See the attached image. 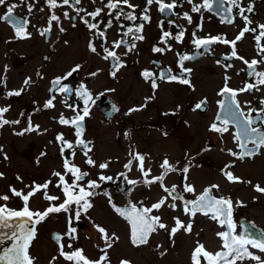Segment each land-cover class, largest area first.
Wrapping results in <instances>:
<instances>
[{"label":"flooded vegetation","instance_id":"af4514ba","mask_svg":"<svg viewBox=\"0 0 264 264\" xmlns=\"http://www.w3.org/2000/svg\"><path fill=\"white\" fill-rule=\"evenodd\" d=\"M73 0H70V3H72ZM131 4L135 6V12L134 15L137 16V20L135 22L127 20L124 18L123 15H121L119 20L115 19V16L118 13L117 11H113L108 9L105 5L108 3V0H103V3L101 0H81V3L79 5H76L73 3V6L70 8L68 6H62V7H56V8H50L48 6L47 0H24V3H21V0H7V4L4 6H0V17H3L6 14V9L11 4H16L17 7L14 9V16L17 18H21L22 21H26L25 28L27 33L30 34V38L27 39H19L15 35V29L12 26L10 22H5L3 20H0V27L4 31L7 30L10 33V36L2 38L0 42H4L5 45L8 46L7 43L9 42H26L28 40H37L40 41V46L38 48V55L43 54V43L48 48V53L46 55H42V61L45 64H48L50 59H52V56L56 54V52L59 50V42L60 37L67 35V33L70 30H75V28H80L83 33H86V50L91 55L99 57L100 60H102V63L104 64L103 71L100 72V77H97V83L98 85L102 86L101 90L96 91L93 90V87L91 86L92 81L91 77L84 76L85 71L82 70L83 62H75L73 63L64 73L61 75H55L51 77H47V74L43 72L44 64L43 62L38 64L36 68H34L33 74L29 73L28 70H23L19 73V75L22 78L21 85L19 89H16L17 91H20L23 89L21 95L24 92L30 91L32 86H39V83L43 82L44 78L48 81V88L46 90V101L44 104H42V108L48 110L49 112H54L53 115L49 116V119H51L50 127L52 128V139H50V143L56 144V150L55 153L61 154V167L59 169V172L62 175H65V179L68 181V183L73 182V176L70 173H66V170L63 167L64 160L68 159L72 164L76 165L81 172H87L88 175L84 177V179L79 183L80 186H86L88 182L95 181L99 185L106 184L110 185V188L108 190H104L101 192L102 195V202L107 206L108 211L112 215L114 219H111L113 224L118 225L119 227L126 229V235H127V241L129 245L135 247V248H142L146 247L157 234L161 231L160 229L157 230L156 233L151 234L149 237L148 243L144 245H140L139 247L134 246L131 242V232H130V225L127 220H125L121 215H119L116 211L113 205L116 207H119L121 209L127 208L130 204H135L137 207H145V208H151L152 205L159 202L162 198H166V203L164 206H162L159 210H153L151 212L152 216H160L161 222L169 225V221L166 223L163 221V217L169 216L171 214L172 219L175 220V218H178L181 222H183L185 225H187L189 222L192 223V232L198 234V238L195 241L194 246L191 248V257L193 250L197 246V244H203L205 249L209 252L215 253L217 251L221 250L222 241L217 236L218 232L226 231V228H222L219 226V224L210 219L208 216H204L203 214L197 213V215L194 218H190L189 216L184 214L183 211V203L182 201L178 199H174L173 196H169L167 192L163 190V187L161 184L154 183L151 185H146L143 183V180L145 179L141 172L138 170L139 162H137V168H136V174L134 176V173L132 170L134 169V162H131V170L129 168L125 167L129 162H122V165L116 164V169L121 166V169L116 171L115 174L110 172H105L103 170L109 169V166L106 169L100 168V165H97L94 163V165H89L86 163L88 158H91L93 160V157L91 156V151L93 150L95 144H93V139L88 138V128L90 120L97 117V113L95 111L100 112V121H103L106 126L113 125L115 119L120 115V113L125 110L122 114L125 115L128 119L137 117L138 114L142 113L143 115H147L149 112V105H151L153 102H157L156 104H159L160 109L158 108V115L161 118H164L163 120L165 122H156L151 117H154L155 114H151L148 116V120L146 121L147 124H145V127L152 129L153 131H157L160 133L163 137H169L168 131L170 130V126L172 125L174 116L177 118L182 112L183 109L188 108L190 112L195 113L196 118H200L199 121L203 120L202 115L207 114L208 117L210 115L211 121H209L207 125V129L210 130V127L213 123H216L217 126H222L220 123V120L224 119H231L228 116L227 110L221 111L220 109V103L223 101L225 103L228 102L227 94L225 96H221L220 93L223 90L225 86L229 87L230 89L237 90V96L236 101L239 103L241 110H243L245 113H247L250 109H256V112L253 113V118L256 120V124L254 127L260 128L261 132L264 133V105L261 104V101H264V86H260L259 90L252 89L250 91H239L243 89L248 83H256V77L253 75V70L249 69L247 65L244 63V61H262L261 63L257 64L255 66V70L258 72H264V52L260 51V48L257 46L256 41L254 39V33L248 32L244 34V37L236 42L235 45V51L237 53L238 57H242L243 60L237 59L235 57H232V47L230 44H224V43H214L208 46L201 47L197 49L196 45L194 44V39H207L209 37H220L221 39H227L228 41L236 40V37L239 35L240 31L245 27V23L243 19L239 16L238 9L233 7L231 16L225 14L221 10V5L219 4V0H211L213 4V8L211 11L201 8L200 12H193L192 6L195 5H202L204 0H192V4L188 3V0H176L177 7L173 9L171 12L165 11L164 13H161L158 11L157 4L153 3L152 5L148 6L146 4V0H129ZM165 3H172V0H164ZM58 4H62V0H57ZM31 5L32 11H28V7ZM249 5L252 6L251 12H245L244 14L252 21V24L249 26L251 28H257V33L259 32L258 25L264 24V18L262 20L257 19V14L259 11V8L262 7L264 10V0H242L240 7H243L247 9ZM231 5L227 2L223 5L224 8L230 7ZM123 7V11L125 13L132 12V9L128 8L127 6L121 5ZM101 8V14L93 19L91 16L88 15V13L95 12L96 9ZM147 8V12L145 13V9ZM77 10L79 11V16L76 15ZM109 12L112 14L109 15ZM65 13H67V17L65 16ZM187 13L192 17V22L188 23L186 19H184V14ZM55 14L59 17V22L51 21V16ZM144 14H147L150 17V21H144L140 19V17ZM229 19H231V23L227 22ZM84 20H87L89 23L97 24L98 29H89V27L83 22ZM110 22V24H109ZM70 24V25H69ZM139 25H143L142 35L144 37L143 40H136L135 41V48L132 51H128L127 47L130 45L133 41L131 39V35L124 36L123 33L127 31V28L132 27L135 28ZM51 29L50 33H46L45 35H41V31H44L46 29ZM63 28L64 31L60 32L59 29ZM183 29L184 30V36L181 41H177L175 37L178 35L179 31ZM102 31L104 32V37L101 38L98 36V32ZM170 32L172 35L167 38L166 43H162V34L163 32ZM193 33H195V36H193ZM125 40L127 41V44H122L120 48H114L113 43L117 41ZM92 43L97 51L96 53H93L89 49V44ZM260 44L264 46V39L261 40ZM155 47L164 48L165 51L162 53L154 52ZM104 48H108L109 50H113L117 53V55L120 58V63H122L124 66L119 68V71H116L115 76H113L111 73L114 71L113 65L116 63L111 58L106 60L104 59ZM244 50L249 51L248 54L244 52ZM18 53V52H17ZM24 55V54H23ZM21 55L22 57H24ZM188 55L193 57L190 60H186L183 63L184 69H191V72L182 71L179 59L181 56ZM203 60H211L213 63V68L211 70V73L214 75H218V78L220 79V85L211 92V95H203L201 93V89L199 88V79L197 76L194 75L196 71V65L201 63ZM26 61V60H25ZM75 61V60H74ZM73 60L71 62H74ZM229 65H231L229 67ZM79 66V70L76 72H73L71 77H68L67 79L62 80V84L64 86L70 87L73 89V92L71 94L67 93H61L59 91V86L55 85L53 82L57 78H63L66 76L67 73L72 71V69ZM31 67L30 65L27 66V68ZM135 68V71L133 72V76L138 81H142V83L148 87V94L143 96V101L139 103V99H133V102L131 105L124 108V104H127V102H122L123 98L117 100L115 98V95L118 93L120 89V84L123 82L125 77V70H129ZM148 70L154 74V78L156 80V84L158 85L157 88L153 89L151 87V81H146L143 77L142 73ZM39 73V75H38ZM161 73L165 74V80L159 79V76ZM97 74V73H95ZM23 75V76H22ZM176 76L178 79L177 81H170L167 79L169 76ZM34 78V80H33ZM90 78V79H89ZM227 78V79H226ZM26 79H30L31 83L28 86H25L24 81ZM179 79H189L190 85H185L179 83ZM0 80L3 82L0 83V108L2 107H8L9 111L5 113L4 118L9 115V112L11 111V99L6 94L9 92L7 91V82L9 81V78L7 79V76L4 72V70L1 73ZM34 83V84H32ZM83 85L87 88V90L91 93V100L89 101L88 107H89V115L84 118V120L81 122L82 126V133L80 137H77L76 131L77 129L69 125L61 124L59 121L61 117L71 120L76 115L77 112L80 115H83V108L85 107L83 99H81L79 96L76 95V90ZM172 88L179 89L184 91V94H182L183 97H181L180 101H176L175 105L180 107L177 110H172L169 108V104L166 103V101L169 100V95H171ZM131 86L127 87V90L131 92L132 90ZM135 92L139 91V85L136 86ZM161 89L164 91V98H158L159 92ZM166 89V92H165ZM186 90L189 92V94H195L197 98L188 97L186 95ZM25 93V94H26ZM33 98V97H32ZM36 98V97H35ZM34 98V99H35ZM125 98V97H124ZM52 100L53 107L52 108H46L45 104L48 100ZM33 100V99H32ZM5 101V102H4ZM198 103H202V107L200 109H196L195 105ZM57 105L61 106V109L55 108ZM70 106V107H69ZM75 109L76 111H73ZM132 109H138L137 111H132ZM152 111L155 109V104H152L151 106ZM11 113V112H10ZM95 116V117H94ZM217 117H220V120H217ZM151 118V119H150ZM8 119V118H7ZM120 120V118H118ZM11 121V120H10ZM20 122L16 124V131L17 133L23 132L28 126L29 121L24 122L21 118L19 120ZM24 123V124H22ZM9 124L8 128L10 129ZM187 125V124H186ZM188 126V125H187ZM7 126L5 125L3 128H0V130H4ZM197 127V126H196ZM195 127V128H196ZM40 128V125L38 126ZM198 132V129H196ZM211 131V130H210ZM237 132V125L235 122H230L228 124V131L221 135L220 133H216L211 131L210 134L216 135L217 137L221 138L223 140L222 148L226 149V154L231 158L230 161L226 162L222 165L220 168V173L218 174L219 177H222L223 180L226 182L224 184H220L219 182H213L212 184H207L205 186H200L199 184H195L193 181L188 182V179L186 178L185 174L183 173L182 169L184 167H188L189 171L186 174L191 172V170L195 167L188 164L187 161L180 166L173 165L176 167L177 171L174 173L176 174V178L174 179V182H171V179L169 178L170 175L173 172H169L165 175L163 186L171 189L174 185L176 186V193L180 194L184 197L185 200H194L198 195H200L206 188L211 187L212 185H219L220 187H234L237 183H229L225 176L223 175V171L227 165L231 164L233 167L227 168L228 171H231L234 173L235 176L241 178V175L237 174L236 169V162L243 163L246 162L251 164V162H254L257 157L263 156L264 148H261L259 150V153L251 156V157H245L243 160L237 159L229 154L230 151H234L237 153L241 152V149L239 148L237 142L234 140V135ZM25 133V132H24ZM27 133V132H26ZM119 135V132L117 133ZM62 135L64 137V141H67L73 145V148L69 149L67 148L63 142L59 141L57 139L58 136ZM201 137V136H200ZM226 138L229 140V145L226 146V142L224 141ZM79 139H83V141L88 145V148L91 149V151H88L87 156L84 155V152L87 150L82 145H78L77 141ZM171 141V140H169ZM203 150H211L215 147V144L212 143V141H204L203 142ZM168 145L170 146V143L168 142ZM249 148H252L253 146L251 144L248 145ZM63 148V153H62ZM131 149V148H130ZM75 152V155L73 156L72 153ZM133 152V149H132ZM203 152V151H202ZM135 153V152H133ZM145 157V154L141 153ZM134 158V157H133ZM146 160V158H145ZM144 160V168L145 170H150V175L147 177V179L151 180L155 177H159L162 174H164V170L161 168V164H158L159 173H156V168H153L150 166L149 163H147ZM237 160V161H236ZM264 160V158H263ZM94 161V160H93ZM35 162H39V159L36 158ZM199 167L197 169L199 172H202V166L198 164ZM99 169L98 172H96V169ZM94 169V172L92 171ZM100 176L105 177H111L110 180H100ZM116 177V178H114ZM172 179V180H173ZM138 181L136 184H130L128 181ZM21 181V178H20ZM49 181V180H47ZM38 182L32 181L34 185H43L45 182ZM246 181H250L251 183H242L243 187L248 189L251 188V190L256 194L258 197H264V194L259 193L255 191V186L259 185L260 187L264 188V185H262L260 182L252 183L250 179H247ZM32 182L24 184V188L27 189L28 185H32ZM52 183L49 184L51 187H56V184L59 183L58 177H56L55 180L51 181ZM185 184L192 185L195 188V193H187L183 191V187ZM50 188L47 189V194L51 196H58L59 199L49 202L45 199H43V192H38L40 196H42V200L44 203H46V210L50 204L53 205H59L63 203L65 197L63 195V192L61 188L58 189L57 193H50L48 191ZM57 189V188H56ZM28 190V189H27ZM97 189H95L96 191ZM219 190L213 189L212 194L216 197H227L230 198L233 201V220L237 224V234L245 235L244 229L248 228L250 229V232L248 233L251 235L253 239L258 240H264V224L259 223L257 220L251 218L249 214L247 216H240L237 209L241 207H245V203L240 201V204H235L234 198L232 195L229 194H221L219 193ZM106 191L108 193H106ZM247 192V191H246ZM100 196V195H99ZM153 199L150 201L151 197ZM231 196V197H230ZM109 197L111 199H109ZM93 205L92 207H95L93 204L92 197L88 198ZM255 199H251V202ZM175 203L176 209L173 210L168 205ZM44 205V204H43ZM42 205V206H43ZM252 204H247L249 207ZM42 206H39L36 208V210L30 208L32 211H40L43 212ZM75 205H72V211L69 213L60 212V213H53L49 214V216L40 224L36 225V240L39 238V227L46 223L51 218H60L59 216H62L64 218V230L59 229H53L50 232V242L54 245L56 248V254H54L51 257L52 261L60 260L65 264H69L72 262L64 260L63 257L60 256V244L64 245V251L65 252H72L74 251L71 249L72 247H76L77 249H82L83 254L91 261H97L100 259V257L103 255V253L98 252L96 257H92L91 255H88L87 250L83 246H79L75 244V242L72 241V239H69L67 237L66 232L69 228V217L74 216V210ZM92 207L88 209L86 213L82 211L80 219L75 220L73 219L71 222V227L76 229L75 236L79 237V232L84 230V224L87 221V218L89 215L90 210H92ZM22 209V208H21ZM18 209V210H21ZM165 214V216L162 217V215ZM190 218V219H187ZM168 219V218H166ZM202 223L205 221L211 225V233H213L215 241L212 244H208L203 239L204 228L199 225V227H196V230L194 229L196 224L198 225L200 222ZM108 221V220H106ZM197 221V222H196ZM110 222V221H109ZM255 226L254 228L252 226ZM104 226V225H100ZM175 226V223H174ZM169 227L171 229L172 227ZM194 231V232H193ZM170 232V231H169ZM190 233V234H191ZM182 235H189V233H186L183 229L178 231L176 235L180 236ZM55 235H60L63 237V239L60 242H57L54 237ZM168 238H170L174 245L175 242L173 240V237H170L168 233ZM99 237L101 239V234L99 233ZM33 239L31 241L30 248L32 244L34 243ZM121 238L119 237V241ZM101 241H103L101 239ZM118 243V241L116 242ZM71 244V248L68 247V245ZM218 245V247H216ZM29 248V249H30ZM257 255H261L262 259H264V254L259 253L255 249H250ZM107 252H111L107 250ZM121 261H127L129 264H136L133 260L130 259H117L114 262H111L110 264H121ZM192 261V259H191ZM202 264H206V262L203 261V257H201ZM253 261L245 260L243 264H247ZM192 264V263H191ZM239 264V262H237ZM255 264V262L251 263Z\"/></svg>","mask_w":264,"mask_h":264},{"label":"rangeland","instance_id":"374dc122","mask_svg":"<svg viewBox=\"0 0 264 264\" xmlns=\"http://www.w3.org/2000/svg\"><path fill=\"white\" fill-rule=\"evenodd\" d=\"M256 17L259 20L264 18V10L262 7L259 8ZM3 36L6 38L10 36V33L5 30V28L3 31L0 27V41ZM86 36V33H83L80 28L70 30L67 35L61 36L58 45L60 48L56 54L52 56V59H50L52 61L48 64L42 61V55H46L49 52L44 43L43 54L40 56L38 55L37 47L41 45L39 39L28 40L23 43L9 42L7 43L8 46L5 45L4 42H0V77L4 70L7 79L9 78L7 86H5L7 91L13 92L20 88L22 78L19 73L21 71L27 69L29 73L33 74L34 68L42 62L44 64L43 72L47 74V77L61 75L73 63L83 62L82 70L85 71V74L82 77L90 76L92 81H95L91 84L93 90H101L103 87L98 85L99 83L97 82L100 80L97 81V77H100V72L103 71L104 64L99 57L93 54L90 55L87 52ZM244 52L246 54L249 53L247 50H244ZM72 60L75 61L71 62ZM29 65L31 67L27 68ZM195 65L196 71L194 75L199 79L201 93L210 96L211 92L221 83L218 75L211 73L213 63L211 60H203L198 65ZM134 71L135 68L124 71V80L119 86L120 89L118 93L115 95L117 100L123 98L121 101L127 102V104H124V108L131 105L133 99L136 98H138L139 103H141L143 101V96L148 94V87L145 86L142 81L136 80L133 76ZM93 73L97 74L92 75ZM137 85H139V91L135 92ZM48 86V81L44 78L43 82L39 83V86L35 85L29 87L31 89L27 93L24 92L22 95L10 97L11 113L9 112L6 119L8 118L7 120L14 121L20 120L21 118L24 122L30 121L33 127H38L40 125L38 131L25 132L22 136L16 135V124L10 125V129L8 128L9 125H6L7 127L4 130H0V147L3 149V152H0V173L3 174V178H0V196L8 195L10 197L8 201L0 200V205H7L8 208L13 210L23 208V202L19 197L12 196V193L9 191L10 187H14L16 190L27 194L30 187L34 186L32 181H37L38 183L47 180H55L56 177L53 176V173L59 171L61 167V154L55 153L56 144H54L53 141L50 143L53 130L50 127L51 119H49V116L53 115L54 112H49L42 108V104L46 101V90ZM128 86H131V92L127 90ZM182 94H184V91L172 88L169 100L166 101L170 109L177 110L180 108L175 104L183 97ZM185 96H187V98H197L195 94H189L187 90ZM164 97L167 96H164V91L161 89L158 98ZM175 101L176 103H174ZM157 102L152 103L155 104V109L153 111L151 109L152 104L149 105V112L147 115L140 113L137 117L131 119H128L122 114L125 112V110H123L113 122L114 124L109 126H106L103 121H100V112L95 111L97 117L94 116L95 118L90 120L87 135L88 138L93 139V144H95L91 151L94 163L97 165L107 164L109 169L103 171L115 174L116 171L121 169V166L116 169V164L120 163V165H122V162L133 161L134 169L132 172L135 176L137 168L136 163L138 161L133 157L135 154L141 155V153H144L146 158L145 161L153 168L158 167V164L162 163L165 159H167L170 164L177 166L187 161L188 164L195 167L188 176L186 175L188 182L193 181L200 186L212 184L213 182L224 184L226 181L223 180L222 177H219L218 174L220 173L222 165L230 161L231 158L226 154V149L222 148L223 140L216 135L210 134L211 131L207 129V125L212 119L210 115L209 117L207 114L202 115L203 120L199 121L200 118L195 117L197 114L195 115L194 112H190L188 108L183 109L181 114L177 116L179 118L176 119L175 116L172 118L175 120H173L170 130L167 133L169 137L165 138L157 131L145 127L148 116L151 114H155L154 117L151 118L156 122H165L163 120L164 118L158 115V108L160 109V106L156 104ZM57 108L61 109V106L57 105L55 110ZM118 118H120V120H118ZM196 129H198V132ZM118 132L119 135L117 134ZM204 141H212L215 147L211 150H203ZM224 141L226 142V146H228V138ZM132 149L135 153L132 152ZM5 155L8 157L7 160L4 159ZM36 158L39 159V162H35ZM263 158L264 153L263 156L257 157L251 164L247 163V161L243 163L236 162V173L241 175L243 181L250 179L252 183L260 182L264 185ZM198 164L202 166L201 173L197 169V167H199ZM159 169V167L156 169L157 174H160L158 172ZM92 171L94 172V169ZM95 171L98 172L99 169L97 168ZM17 177L21 178V181L20 179L18 180ZM169 178L171 182H174L173 178H176V174L173 172ZM31 182L32 185H28V190L25 189L24 184H30ZM49 188L48 191H50L51 194L57 193L59 189L58 187L52 186H49ZM109 188V184H103L102 187L100 185L95 191L97 194L92 196L95 207H92V210L89 212L90 216H88L83 226L84 230L79 232L78 238L72 240L75 244L83 246L87 250L88 255L96 257L97 254H99L98 252H100L102 248H105L106 245L104 241H101L99 232L95 226L104 225L101 227L106 229L110 237H118V239H113L112 247L107 249L111 252H107L108 261L106 264H110L117 259L125 258L133 260L136 264L192 263L191 248L194 246L198 234H180V236L175 234L173 237L175 242L174 245L173 241L167 236L170 231L169 227L174 226L175 223L171 214H169L168 217L165 216L166 213L162 215V217L165 216L163 217V221L166 223L169 221L168 228L161 230L146 247L135 248L129 245L126 229L111 223L113 222L111 219L114 218L108 211L107 206L101 201V194H103L101 190L104 191ZM106 193L108 192L106 191ZM219 193H230L234 198L235 204L240 201L245 203V207L237 209L240 216H247V214H249L251 218L264 224V197L256 196L251 188L246 189L243 187L242 183H237L234 187L227 186L224 188L221 186ZM150 197L151 201L153 197ZM251 199H255L252 200L255 202H251ZM45 204L46 203L42 200V196H40L38 192L29 201V207L34 210L42 205V209L44 210L46 208ZM247 204L252 205L248 207ZM59 217V219L51 218L39 227V238L37 240L35 238L34 243L29 249V254L33 257L34 264H65L60 260H56L55 262L51 260V257L56 254V248L50 242V232L53 229L64 230V218L62 216ZM202 221L203 220H201L198 225L196 224L194 229L196 230V227L198 228L199 225L202 226L205 233L203 235L205 244L207 242L210 245L216 240L214 239L213 233H211V225L205 221L202 223ZM119 237L121 238L120 241ZM117 241L118 243H116ZM216 247H218V245ZM71 249L76 250L77 248L72 247ZM251 263L253 262H247V264Z\"/></svg>","mask_w":264,"mask_h":264},{"label":"snow or ice","instance_id":"6c2138e0","mask_svg":"<svg viewBox=\"0 0 264 264\" xmlns=\"http://www.w3.org/2000/svg\"><path fill=\"white\" fill-rule=\"evenodd\" d=\"M48 6L50 8L68 6L72 7L73 3L79 5L81 0H73L70 3V0H62V4H58L57 0H47ZM95 2V0H93ZM103 3V0H101ZM226 0H219V4L221 5V10L225 12L226 15L229 17L231 16L233 7L238 9L239 16L243 19L245 23V27L240 31L239 35L236 37V40L228 41L227 39H221L220 37H209L207 39H194V44L196 45L197 49L208 46L214 43H224L230 44L232 47V57L237 59L243 60L242 57H238L235 51L236 42L241 40L244 37L245 33L252 32L254 33V39L256 41L257 46L260 48L261 52H264V46L260 44L261 40L264 39V24L258 25L259 32L257 33V28L249 27L252 24V21L244 14L246 11L251 12L252 6L249 5L247 9L240 7L242 0H227V2L231 5L230 7L224 8L223 5L225 4ZM21 3H24V0H21ZM153 3L157 4L158 11L164 13L165 11L171 12L173 9L177 7L176 0H172V3H165L164 0H146V4L148 6L152 5ZM188 3L192 4V0H188ZM7 4V0H0V6H4ZM121 5L127 6L128 8L132 9V12L125 13L123 11V7ZM108 9L117 11L118 13L115 16L116 20H119L121 15L124 16L125 19L135 22L137 20V16L134 15L135 6L129 2V0H108V3L105 5ZM17 7L16 4H11L6 9V14L3 17H0V20L5 22H10L15 29V35L19 39H27L30 38V34L27 33L25 24L26 21H22L21 18H17L14 16V9ZM201 8L207 9L209 11L212 10L213 4L211 0H204L202 5H195L192 6L193 12H200ZM28 11H32L31 5L28 7ZM79 11L77 10L76 15L79 16ZM102 9L98 8L95 12L88 13L93 19L98 17L101 14ZM145 13L147 12V8L144 10ZM112 13L109 12V15ZM67 17V13H65ZM140 19L144 21H150V17L147 14H144L140 17ZM184 19L188 21V23L192 22V17L187 13L184 14ZM51 21L59 22V17L53 14L50 18ZM89 29H98L97 24L89 23L87 20L83 21ZM227 22L231 23V19ZM110 24V22H109ZM143 25H139L135 28L129 27L127 31L123 33L124 36L131 35L132 43L128 45L127 50L132 51L135 48V41L136 40H143L144 37L142 35ZM51 29H46L41 31V35H45L46 33H50ZM60 32H63L64 29L60 28ZM104 32L99 31L98 36L103 38ZM172 34L170 32H163L162 34V43L167 42V38H169ZM184 36V30L181 29L175 39L179 42L182 40ZM195 36V33H193ZM122 44H127V41L121 40L113 43L114 48H120ZM89 49L91 52L96 53V47L90 43ZM154 52L162 53L165 51L164 48L155 47ZM104 59H112L116 63L113 65L114 71L111 73L115 76L116 71H119L120 67L124 65L120 63V58L117 53L113 50H109L108 48H104ZM193 57L184 55L181 56L179 59V64L182 71L191 72V69H184L183 63L186 60H190ZM262 61L253 60L251 62L244 61L249 69L253 70V75L256 77V83H248L243 89L239 91H250L252 89L259 90L260 86H264V72H258L255 70V66ZM231 65H229L230 67ZM7 70V69H6ZM79 70V66L72 69L69 73L66 74L63 78H57L53 83L59 86V91L61 93L71 94L73 89L62 84L63 79H67L71 77L73 72ZM39 75V73H38ZM92 75H95L93 73ZM143 77L146 81H151V87L153 89L157 88L158 85L156 84V80L154 78V74L148 70H145L142 73ZM165 74L161 73L159 79L165 80ZM170 81H177V77L172 75L167 77ZM227 79V78H226ZM3 81L0 80V83ZM181 84L190 85L189 79H179L178 81ZM31 83L30 79H26L24 81L25 86H28ZM6 86V85H5ZM23 89L20 91H13L8 92L6 95L11 96H19L21 95ZM227 94L228 102H221L220 109L221 111L227 110L228 116L231 118L220 120V117H217V120H220L222 126H217L216 123H213L210 127V130L216 133H220L223 135L228 131V124L230 122H235L237 125V132L234 135V140L237 142L239 148L241 149L240 153L230 151L229 154L233 157L243 160L246 156L251 157L259 153L261 148H264V133L261 132L260 128L254 127L256 124V120L253 118V113L256 112V109H250L247 113L241 110L239 103L236 101L237 90L230 89L229 87L225 86L221 91L220 95L225 96ZM76 95L79 96L84 101L85 107L83 108V115H80L77 112V115L71 119H65L63 116L60 119V123L64 125L71 124L74 126L77 131V137L81 136L83 131L81 122L84 120L85 117L89 115V101L91 100V93L87 90L86 87L81 85L76 90ZM261 104L264 105V101H261ZM53 102L52 100H48L45 104L46 108H52ZM70 107V106H69ZM202 107V103H198L195 105L196 109H200ZM138 109H132V111H137ZM9 111L8 107L0 108V128H3L5 125L9 124H18L19 120L9 121L4 118L5 113ZM73 111H76L73 109ZM31 131H38V127H33L31 122L29 121V126L23 131L16 133V135H24V132H31ZM57 139L63 144L71 149L73 145L67 141H64V137L62 135L58 136ZM78 145H82L85 149L84 155L87 156L88 151H91L88 148V145L83 141V139H79L77 141ZM251 144L253 147L249 148L248 145ZM0 152H3L2 147H0ZM63 153V148H62ZM75 155V152L72 153ZM4 159L7 160V155L4 156ZM134 159L139 162L138 170L141 172L143 177V183L146 185H151L154 183H160L163 187V190L169 194V196H173L174 199H178L183 203V211L184 214L189 216L190 218H194L197 213L203 214L204 216L210 217V219L216 221L220 227L226 228V231L218 232L217 236L222 241L221 250L215 253L209 252L205 249L203 244H197L195 249L192 253V264H202L201 257H203V261L206 264H243L245 260H250L255 262V264H264V259H262L261 255L255 254L250 249H255L259 253L264 254V240L253 239L251 235L248 233L250 229L245 228L244 232L245 235L237 234V224L233 220V201L227 197H216L212 194L213 189L219 190V185H212L209 188H206L200 195L196 197L194 200H185L184 197L180 194L176 193V186L174 185L171 189L163 186V181L165 175L169 172L177 171L176 167L170 164V162L165 159L162 164L161 168L164 170V174L159 177H155L151 180L147 179L150 175V170H145L144 168V160L145 157L140 154H135ZM89 165H94V161L91 158H88L86 161ZM66 173H70L73 176V182L68 183L65 179V175H62L59 172H54L53 176L58 177L59 183L56 184V187L61 188L63 195L65 197L63 203L59 205L50 204V206L44 210L43 212L40 211H32L29 208V201L30 199L36 195L37 192H43V199L52 202L58 200V196H51L47 194V189L51 181L45 182L43 185H34L30 187V190L27 194H24L21 191L16 190L14 187H10L9 191L12 193V196L19 197L23 202V208L21 210H13L7 207V205H0V229H10L11 231L8 234L9 239L13 240L14 243L11 248L4 251L2 257H0V261H3V264H34L33 257L29 254V248L31 245V241L35 239L36 236V225L43 222L49 214L53 213H60L65 212L69 213L72 211L71 206L75 205L74 216L69 217V228L65 235L69 239L75 240L77 237L74 235L76 229L71 227V222L73 219L79 220L82 211L86 213L88 209H90L93 205L91 204L89 197L96 195L95 189L99 188L100 185L95 181H90L87 183L86 186H80L78 182L82 181L84 177L88 175L87 172H81V170L74 164H72L68 159L64 160L63 164ZM108 167L107 164H101L100 168L106 169ZM125 167L131 170V162L127 164ZM233 165L229 164L223 171V175L225 179L229 183H251L250 181H243L241 178L234 175L233 172L228 171L227 168H231ZM183 173L186 174L189 171V168L186 166L182 169ZM0 178H3V174L0 173ZM19 180L20 178L17 177ZM100 180H110L111 177L100 176ZM130 184H136L138 181H128ZM183 191L187 193H195V188L192 185L185 184L183 187ZM255 191L264 194V188L260 187L259 185L255 186ZM8 195L0 196V200L8 201ZM109 199H111L109 197ZM166 203V198H162L159 202L152 205L151 208L145 207H137L135 204H130L127 208L121 209L119 207L115 208V211L121 215L125 220L128 221L130 225V232H131V242L134 246L139 247L140 245H144L148 243L149 237L151 234L156 233L158 229L164 230L167 229L168 226L161 222L160 216H152L151 212L153 210H159L164 206ZM239 205L240 202H237ZM173 210L176 209V204L172 203L168 205ZM97 231L101 234V239L104 241L106 247L101 249L103 255L97 261L89 260L84 254L82 249H76L72 252H65L64 245L60 244V256L64 258V260L72 262V264H106L108 261L107 249L112 247L113 239H118V237H110L108 232L105 228L96 225L95 226ZM255 227L254 225L252 226ZM183 229L186 233L192 232V223L189 222L185 225L181 222L178 218H175V226L170 229L169 235L170 237H174L175 234ZM54 239L57 242H60L63 237L60 235H55ZM71 248V244L68 245ZM121 264H129L127 261H121Z\"/></svg>","mask_w":264,"mask_h":264},{"label":"water","instance_id":"95a60500","mask_svg":"<svg viewBox=\"0 0 264 264\" xmlns=\"http://www.w3.org/2000/svg\"><path fill=\"white\" fill-rule=\"evenodd\" d=\"M11 230L4 228V229H0V257L3 256L4 251L11 248L14 241L7 238L8 234ZM0 264H3V261H0Z\"/></svg>","mask_w":264,"mask_h":264}]
</instances>
